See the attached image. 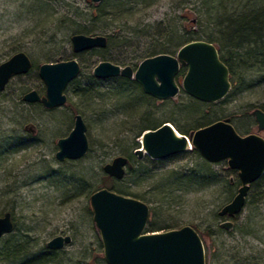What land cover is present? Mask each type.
Listing matches in <instances>:
<instances>
[{
	"label": "rangeland",
	"instance_id": "rangeland-1",
	"mask_svg": "<svg viewBox=\"0 0 264 264\" xmlns=\"http://www.w3.org/2000/svg\"><path fill=\"white\" fill-rule=\"evenodd\" d=\"M109 1L112 13L107 20L90 22L94 10L88 0H0V63L18 52L30 62V70L11 77L0 92V215L10 213L12 221L11 233L0 238V264L35 258L38 264H104L88 201L99 189L144 196L145 228L193 229L203 246L204 264H243L245 256L264 252V200L253 207L247 199L237 216L220 218L216 213L237 188L226 185L235 179L224 162L208 164L198 155L149 162L144 156L146 162L139 167L133 151L139 147L138 134L145 125L141 118L146 114L154 126L171 119L184 129L228 118L238 135L256 134L251 112H264V58L244 60L239 52L228 75V94L216 103H201L179 91L167 104L155 105L129 83L93 79L92 68L104 60L96 51L74 55L72 29H102L95 34L109 37L105 55L134 69L145 52L166 45L169 37L176 47L173 54L196 35L216 37L213 19L225 17L233 4L208 5L215 7L214 14L217 11L209 19L200 0H118L119 15L114 14L117 1ZM185 11L193 14L195 24ZM184 27L195 35L184 33ZM69 59L76 60L80 70L66 86L61 107L46 111L21 102L30 90L43 93L38 65ZM85 89L89 93L84 94ZM74 114L84 123L87 152L78 160L57 162L54 142L70 131ZM258 135L264 138V132ZM117 156L126 157L132 168L124 167L119 181L101 172ZM224 221L231 223L230 230L219 227ZM65 235L70 243L60 250L45 248L49 239Z\"/></svg>",
	"mask_w": 264,
	"mask_h": 264
},
{
	"label": "water",
	"instance_id": "water-1",
	"mask_svg": "<svg viewBox=\"0 0 264 264\" xmlns=\"http://www.w3.org/2000/svg\"><path fill=\"white\" fill-rule=\"evenodd\" d=\"M97 4L101 0H89ZM74 55L103 49V36L72 35L69 37ZM184 68L178 85L175 78ZM30 70L26 55L18 52L0 63V92L13 76L25 75ZM74 59L38 65L36 74L43 86L39 95L30 90L20 100L38 104L44 110L61 107L65 103L64 90L79 73ZM97 80L123 78L135 82L141 92L159 102L173 99L179 91L207 104L222 100L230 89L228 71L219 60L212 44L191 41L180 46L173 55H155L141 60L134 69L109 62H99L91 70ZM256 124V134L238 135L228 119L214 121L189 133L178 134L166 122L153 130L143 131L139 147L133 151L138 158L161 161L194 150L206 163L224 162L234 171L238 187L232 198L216 213L220 218H233L243 209L249 186L264 174V112H251ZM26 129V127H25ZM29 132H32L29 128ZM85 126L80 115L72 116V126L65 137L55 140L57 148L53 157L57 162L74 161L87 152ZM126 159L114 157L101 167L109 179L119 181L124 175ZM231 181V180H229ZM91 221L101 245L104 264H204V251L200 238L193 229L183 226L164 232L145 233L148 209L138 200L120 196L106 189L93 192L89 198ZM221 229H231V223L219 224ZM12 222L8 212L0 216V238L11 233ZM70 243L69 236H55L45 243L47 250H60Z\"/></svg>",
	"mask_w": 264,
	"mask_h": 264
},
{
	"label": "trees",
	"instance_id": "trees-1",
	"mask_svg": "<svg viewBox=\"0 0 264 264\" xmlns=\"http://www.w3.org/2000/svg\"><path fill=\"white\" fill-rule=\"evenodd\" d=\"M115 1L117 2L115 3L116 11H114L115 12L114 14L117 13L119 15L121 14V12L119 11L120 7L117 8V6H121V4H119L118 0H115ZM225 1L227 3L231 2L233 4V6L231 7L232 9H230L231 10L230 13L229 14L224 13L226 15L225 17H222V15H220L219 17L217 15V11L214 14L213 9H215V7L213 5L212 7L208 8V5L215 4L216 2L219 3V2H225ZM240 2L241 0H200V5L201 7L204 8L203 14L207 16V18L211 19L210 17L211 14L217 15L215 16L212 22V25H213L212 30L214 31V35H216V37H213L211 34L203 35L201 37L196 35L193 37L195 39H191L187 41V43L191 42L192 40L204 41L206 43L212 44L218 53L219 60L227 68L228 75L231 74L233 70L234 61L237 58H239L240 55L242 59L244 60H250V59L256 60L257 57L260 59L264 58V1L262 2L261 0H251L245 5H241ZM89 3L91 4L92 9L94 10L93 11L94 15L91 14L89 16L88 20L90 22H95V21L105 22V20H107V17H109L110 14L112 13V12L110 13L109 11L112 8V4L110 3L109 0H101L97 4H92L90 1ZM219 8H222L221 4ZM188 13H190V11H185L184 13L185 16H188L187 15ZM190 15L192 17L189 19L190 24H195L196 19L193 17L192 13H190ZM187 30H188L187 27L183 28L184 33H189L191 37L195 35V33L194 34L192 33L193 30L191 32H188ZM97 32H103V30L92 28V27H81L80 29H75V30L72 29L71 31L72 35H84V36H97L95 34ZM103 37L105 38V41H106L105 47L103 49H92L90 51L91 52L96 51L98 53H101L100 57L105 62H109L113 65H120L122 67L128 66V65H125L126 61H118V60L113 59L111 56L105 55V50L107 49L109 37L108 36H103ZM171 38L172 37H169L168 41H166L165 39L164 43L166 45L161 44L162 46L161 45L152 46L150 50H148L147 52H145V54L142 55V60L145 58L152 57L155 55H160V54L172 55L173 54L172 52L174 51L176 47L170 43ZM90 51H86V52H90ZM239 52L240 53L242 52V53L239 55ZM262 60H260L259 62H262ZM181 72H184V68H180L178 74H181ZM105 80H108V79H105ZM110 80H114L120 83H129L132 87L134 86L137 89H139V86L132 80H127V79H123L120 77L111 78ZM87 90L88 89H85L83 93L84 94L89 93V91ZM227 94L225 95V97L227 96ZM141 97L151 101L153 104L155 103V105L159 103L161 106L167 104L170 101V100H166V101L159 102V101H156L144 95L142 92H141ZM33 105L41 108V106L38 104H33ZM151 118L152 117H150L149 114H146L144 115L143 118H141L142 123L145 125L141 129V132H139L138 136H140V134L143 131L153 130L159 127L162 123H164L162 122L159 126H154L152 123L154 119L151 120ZM166 123L171 125V127H173L177 133L183 136H187L189 133L195 131L196 129L206 126V124L202 126L195 125L193 127L184 129L180 127L178 124H176L175 121L171 119H166ZM184 155L194 156L197 154L195 153L194 150H191L187 153H183V154L175 155V156H184ZM143 162H146V161L144 159L137 160L136 164L139 167H141ZM149 162H153V161L150 160ZM126 167L127 169H132L131 167L129 168V161ZM225 170L226 172H229L231 175H233L235 179V181L234 180L227 181L226 185L238 187V181L236 179L235 172L230 171L227 168H225ZM130 171H133V170H130ZM118 195L129 197V198L139 200V201L141 200L140 202H143V200L147 201V199L144 196L138 197L136 195H132V193H130L129 191H120ZM247 199L250 200L247 204L253 207L255 206L257 202H261L264 200V174L262 175L260 179H258L256 182L252 183L249 186V190H248V193L245 199V204H246ZM156 231L157 230H153V227H146L144 229L145 233H151V232H156ZM249 233L250 232H246L245 234H249ZM248 257L249 256H245L244 258L241 259L242 262L245 261L243 264H259V260L264 258V252L259 250L258 252H255V255H252L249 259ZM22 264H38V259L36 258L31 259Z\"/></svg>",
	"mask_w": 264,
	"mask_h": 264
},
{
	"label": "flooded vegetation",
	"instance_id": "flooded-vegetation-1",
	"mask_svg": "<svg viewBox=\"0 0 264 264\" xmlns=\"http://www.w3.org/2000/svg\"><path fill=\"white\" fill-rule=\"evenodd\" d=\"M179 73V72H178ZM177 77V76H176ZM175 82H176V84L178 85V83H179V80H177L176 78H175ZM42 95V94H41ZM57 109V108H56ZM52 110H54V109H52ZM46 111H50V110H46ZM75 115V114H74ZM58 139V138H57ZM55 144V143H54ZM134 155V154H133ZM135 156V155H134ZM120 157H122V156H120ZM136 157V156H135ZM125 159H126V165H127V163H128V159L126 158V157H124ZM136 159L137 160H141V159H144V156L142 157V158H140V159H138L137 157H136ZM157 161V160H156ZM126 165H125V167H126ZM4 213H6V212H4ZM4 213H2L0 216H2ZM10 214V213H9ZM10 218H11V214H10ZM12 222V221H11Z\"/></svg>",
	"mask_w": 264,
	"mask_h": 264
}]
</instances>
